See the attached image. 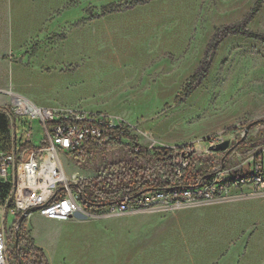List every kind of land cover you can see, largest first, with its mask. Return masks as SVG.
Wrapping results in <instances>:
<instances>
[{"label": "rangeland", "instance_id": "1", "mask_svg": "<svg viewBox=\"0 0 264 264\" xmlns=\"http://www.w3.org/2000/svg\"><path fill=\"white\" fill-rule=\"evenodd\" d=\"M46 1L0 0V112L12 122L17 118L14 130L22 141L30 134L38 147L44 132L39 119L18 117L13 100L21 96L10 79L23 75L21 88L30 94L43 77L60 73L80 77L74 86L89 108L141 131L142 146H187L208 166L221 155L210 157L206 146L222 138L230 143L232 167H241L250 151L264 146V43L224 38L204 79L191 93L186 89L210 52L216 29L242 23L257 0H76L43 18L38 13ZM133 1L137 6L127 9ZM112 4L118 11L100 16L101 8ZM75 7L80 22L56 27L63 11ZM14 22H21L20 31H14ZM245 27L264 34V2ZM62 107L85 109L71 102ZM250 124L247 143L237 147ZM122 156V149L102 150L79 163L66 157L62 162L67 176L78 171L90 179ZM80 206L84 219L67 225L33 213L27 237L45 256L38 243L63 251L60 264H69L70 257L76 264H264V193L231 190L212 202L110 215L88 214ZM1 207L9 259L17 222ZM85 226L90 241L70 246L68 253Z\"/></svg>", "mask_w": 264, "mask_h": 264}, {"label": "built area", "instance_id": "2", "mask_svg": "<svg viewBox=\"0 0 264 264\" xmlns=\"http://www.w3.org/2000/svg\"><path fill=\"white\" fill-rule=\"evenodd\" d=\"M15 99L20 101L21 98H14L13 104ZM17 108L20 111L18 117L30 116L32 119H39L44 139L42 144L36 147L30 134H27L28 141L24 142L22 138L17 137L16 130H13L10 150L0 154V185L5 188L3 208L11 205L9 213L13 216L31 208H38L37 213L45 219L69 221L81 207L75 185L86 178H81L78 171L66 176L62 157L68 158L73 164L79 163L83 158L97 154L84 156V148L88 145L103 150L111 145L126 146L130 143V138H135L142 146L139 142V137L143 136L141 131L126 120L106 112L80 109L54 111L37 108V111L25 112L20 107ZM223 141L222 138H215L206 146V153L210 157L212 154L221 156L217 160H211V175L204 182L201 181L192 188L149 192L131 201L125 198L121 204L108 208L107 213L110 215L130 210L192 206L212 202L231 190L264 193V146L250 151L245 164L241 167H232L227 162L229 155L226 152L214 150L215 146ZM25 143H29L31 147L22 150ZM188 151L193 152L190 148ZM177 162L181 167H187L184 160L178 158ZM177 174L180 175L179 170ZM7 245L8 236L2 227L0 264H8Z\"/></svg>", "mask_w": 264, "mask_h": 264}, {"label": "trees", "instance_id": "3", "mask_svg": "<svg viewBox=\"0 0 264 264\" xmlns=\"http://www.w3.org/2000/svg\"><path fill=\"white\" fill-rule=\"evenodd\" d=\"M264 0H257L255 6L242 23L232 24L216 29L210 42L208 51L197 71L191 76L186 87L187 93H191L196 85L206 76L210 68L213 53L220 42L228 36H241L246 39L264 43V34L254 32L245 25L259 11ZM138 1L128 3L127 9L137 6ZM117 6L110 5L101 8L100 16H106L118 11ZM92 20L94 17L91 18ZM15 121V120H14ZM264 123V121H262ZM10 120L7 115L0 112V150L8 152L12 145ZM130 143L111 145L106 149H122L123 156L115 163L109 164L104 172L96 177L83 180L75 185L79 193V200L83 209L88 214H96L107 210L111 206L121 204L125 198L133 200L149 192L170 190L178 188H192L201 181H205L210 174V163L206 166L199 155L189 152L187 146L179 148H148L140 146L135 138H130ZM247 142L239 140L240 145ZM31 147L29 143L22 146V150ZM137 150V151H136ZM102 149H96L92 145L84 148V156L92 153H101ZM178 158L187 162V167H181ZM197 164L200 166L197 167ZM208 167V168H207ZM180 171V175L177 174ZM5 188L0 185V205H3ZM11 205L6 207V212L11 210ZM21 214L16 216V222ZM27 219H24L17 232H12L11 241L14 249L9 256V264H48L43 251L34 246L26 235ZM17 224V223H16ZM17 240V246L15 244Z\"/></svg>", "mask_w": 264, "mask_h": 264}, {"label": "crops", "instance_id": "4", "mask_svg": "<svg viewBox=\"0 0 264 264\" xmlns=\"http://www.w3.org/2000/svg\"><path fill=\"white\" fill-rule=\"evenodd\" d=\"M74 1L76 0H50V2H44L40 8H39V13L41 17L43 18H48L49 16L53 15L55 12H58L59 10H63L66 8V6L71 5ZM64 13L62 16H60L56 20V27L60 25L61 27H66L69 25H74L76 23H79L82 17L77 16V9L76 7L74 9L70 8L68 11H63ZM21 23V22H20ZM19 22H14L13 24V29L14 31H20V24ZM23 27H25V23H23ZM11 30V28H10ZM10 34V33H9ZM15 39H10L9 41H12ZM67 51V50H65ZM66 55L65 53H63ZM65 61H70V60H65ZM83 71V70H82ZM25 77L23 75H18L12 79H10V87L11 89L14 90L15 94L18 96H21L20 98L27 99L30 101L32 104H34L37 108L39 109H48V110H54V111H67V110H72L75 108H63L62 106H65V104H68L69 102L74 103L83 106L85 111H90V112H95L98 110H93L89 108L85 103H84V97L82 96V92L78 89H75L74 84L80 80L79 76H75V74H53L47 77H43L40 81V84H36V93H24L23 89L21 88L22 80H24ZM75 106V105H73ZM81 109V108H79ZM105 112V111H102ZM107 113V112H106ZM113 115V114H111ZM115 116V115H113ZM117 117V116H116ZM11 124V130H10V135H12V132L14 128L17 125V121L15 119L14 122L11 121V118L8 116ZM12 138V136H11ZM147 147V146H145ZM2 211L4 214L6 213V209L1 207ZM1 212V211H0ZM1 214V213H0ZM39 215V214H38ZM1 216V215H0ZM40 216V215H39ZM41 217V216H40ZM43 218V217H42ZM72 219H84V216H82L79 212L74 215ZM69 220V221H70ZM57 222L53 221L57 224H63L67 225L69 222ZM4 225V217L2 216L0 219V228H2ZM85 234H81L79 237L74 239L73 241L70 242V245L67 246L66 249H70V246L77 245V243L80 242H85L87 240L90 241L91 237L90 235L87 234L86 232V226L83 228ZM40 248H42L46 252V258L49 264H60L58 258L61 257V254H64V252H60L56 246H53L51 243L48 244L49 248L42 246L41 244L38 243ZM70 253V250L69 252ZM70 255V254H69ZM68 257V256H67ZM70 257V256H69ZM68 259V258H67ZM72 258L68 260L69 264H76L73 261H71ZM89 264V263H87Z\"/></svg>", "mask_w": 264, "mask_h": 264}, {"label": "water", "instance_id": "5", "mask_svg": "<svg viewBox=\"0 0 264 264\" xmlns=\"http://www.w3.org/2000/svg\"><path fill=\"white\" fill-rule=\"evenodd\" d=\"M254 125V124H250L244 131V136L242 137L241 141L244 140V138L247 136L248 134V131L250 129V127ZM230 146V143L228 141H223L221 143H219L218 145L215 146L214 150L217 151V152H226V153H229L231 151V149L229 148ZM38 211V208H31V209H28L26 210L24 213L21 214V217L20 219L18 220L17 222V225L15 227V233L17 232L19 226L21 225L22 221L24 219H28L33 213H37ZM16 246H17V240L15 242Z\"/></svg>", "mask_w": 264, "mask_h": 264}, {"label": "bare ground", "instance_id": "6", "mask_svg": "<svg viewBox=\"0 0 264 264\" xmlns=\"http://www.w3.org/2000/svg\"><path fill=\"white\" fill-rule=\"evenodd\" d=\"M14 105L17 106V107H20L25 112L37 111L36 110L37 107L34 104H32L30 101H28L27 99H22L21 98L20 101H17L15 99ZM37 109H39V108H37Z\"/></svg>", "mask_w": 264, "mask_h": 264}]
</instances>
